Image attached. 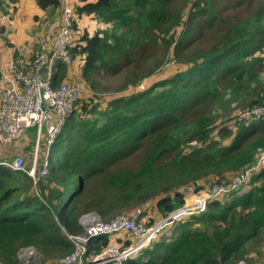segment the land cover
<instances>
[{"label": "trees", "instance_id": "obj_1", "mask_svg": "<svg viewBox=\"0 0 264 264\" xmlns=\"http://www.w3.org/2000/svg\"><path fill=\"white\" fill-rule=\"evenodd\" d=\"M79 1L71 47L79 81L97 89L98 76H117L120 94L77 102L38 185L0 163L2 264H21L27 246L42 264H58L74 250L67 235L83 232L79 219L89 212L109 220L140 208V221L153 225L185 204V189L210 191L223 179L230 186L264 149V115L232 126L225 117L237 102L243 110L264 105V0ZM37 4L51 19L62 10L60 0ZM42 39L29 63L14 55L20 69L31 67ZM168 61L186 68L152 83ZM58 66L56 85L73 77V68ZM132 243L119 234L98 238L87 259ZM262 246L264 167L125 264H256Z\"/></svg>", "mask_w": 264, "mask_h": 264}, {"label": "built area", "instance_id": "obj_2", "mask_svg": "<svg viewBox=\"0 0 264 264\" xmlns=\"http://www.w3.org/2000/svg\"><path fill=\"white\" fill-rule=\"evenodd\" d=\"M60 2L62 17L59 26H52L51 31L43 37L40 53L28 70L20 69L15 61L7 64L0 61V144L11 145L31 128L36 129L37 137L28 166L24 154L18 155L11 161L3 159L0 163L13 170L27 173L35 185H38L49 173L51 149L86 90L84 83L72 78L65 79L58 85L55 84V73L59 63L69 67L74 64L70 48L76 35L75 7L71 0H60ZM1 26L13 27L12 15L0 13ZM263 115L264 105L251 108L244 117L259 118ZM43 137L46 140L45 145H42ZM262 167H264V149L260 150L257 161L251 168L231 179L230 186H227V181L223 179L219 184L212 186L210 191L204 190L207 193L203 198H200V190L203 189L188 187L183 191L184 200L186 193H190L194 201L185 202L166 218L150 226L140 221L143 214L140 208L109 220H104L96 212L84 214L79 219L83 232L67 235L74 246L73 252L61 258L58 264H125L150 247L162 231L172 223L204 212L211 199L241 187ZM120 233L125 234L127 239L133 240V243L125 246L111 245L92 260L87 259L91 242ZM38 256L39 252L35 247L21 248L18 252V258L23 264H30V261L37 259ZM237 264H247V262L240 260Z\"/></svg>", "mask_w": 264, "mask_h": 264}, {"label": "crops", "instance_id": "obj_3", "mask_svg": "<svg viewBox=\"0 0 264 264\" xmlns=\"http://www.w3.org/2000/svg\"><path fill=\"white\" fill-rule=\"evenodd\" d=\"M0 12L10 14L14 19L13 27H0V61L4 64L16 61L15 56L20 64L29 63L40 39L61 21L59 14L51 19L48 12L40 9L37 0H0ZM0 146L5 147L1 144ZM21 149L19 154H25V150ZM6 153V150H1L0 159H12Z\"/></svg>", "mask_w": 264, "mask_h": 264}, {"label": "rangeland", "instance_id": "obj_4", "mask_svg": "<svg viewBox=\"0 0 264 264\" xmlns=\"http://www.w3.org/2000/svg\"><path fill=\"white\" fill-rule=\"evenodd\" d=\"M71 2H72V5L74 7L76 5H79V3H80L79 0H71ZM59 17H60V20H61V17H62L61 16V11L59 13ZM57 26H59V24ZM85 26L88 27V28L91 27L90 30H93L96 27V24L93 22L92 19H87L86 23L84 24V27ZM54 29L55 28H53V30ZM180 30H181V28H178L177 29V32H180ZM70 50H71V48H70ZM77 62H78V59H75V63L73 64V66H71V68H73V69L71 70L72 72L70 74V75H73L72 79L75 80V81L80 80L79 76H81V74L78 73V69L75 67L76 64H77ZM167 63H168V65L165 66L157 75H155L152 78H150L152 83L156 82L160 78H166V77L173 76L174 75V72L178 68H186L185 66H180L179 64L175 63V61H168ZM58 70H59V68H56V73H55L56 75H57ZM97 80L103 81V83H101L99 85L100 87L97 88V89H93V88L90 89V86L85 85L86 90L82 94L80 100L85 99V98H88L90 96L93 97V94L102 95L103 97H113V96L116 97V95H119L120 94V93L118 94V92H115V91L117 90V87L122 84V79L121 78H119L117 76H113V75L112 76L111 75H105V76H98L97 77ZM147 82H148V80H147ZM140 88L141 89L145 88V84H141L140 85ZM111 99H113V98H107L104 101H108V100H111ZM243 108L244 107H243V103L242 102L235 103L234 106L229 109V111L227 112V114L226 113H223L220 117H218L219 118L218 119L219 121L217 122V125L221 122V119H223L225 117H228V119H231L232 120V121L226 120V122L229 124V126H232L236 121L245 120L246 118L244 117V115L246 114V112H249L250 109L249 110L248 109H244L243 110ZM225 114H226V116L224 117L223 115H225ZM248 117H250V116H248ZM36 138H37L36 137V129L35 128L28 129L25 132V134L21 137V139H19L16 142H14V144H12L11 146H7V147L5 146L3 148L0 146V152H1V150H6L7 153L12 157V159H10V161H11V160H13V158H15L18 155H20L19 153L22 151L21 148H23L25 150V154L24 155H26V157H27L26 166H28L29 163H30V161H31L30 159H31L33 147H34L35 142H36ZM79 138H80L79 135L76 136V140H78ZM45 144H46V140H45V137H43V143H42V145H45ZM52 153H53V156H56V154H54L55 153L54 146L51 149V155H52ZM254 175H255V173L251 176L250 180H252V178L254 177ZM206 193H207L206 191L200 190V198H203V196H205ZM193 201H194L193 195L190 194V193L189 194L186 193L185 202L186 203H189V202H193ZM135 209L136 208H133V209H130V210L133 211ZM130 210L125 211V213L131 212ZM93 212H96V211H93ZM89 213H91V212H89ZM96 213H98V212H96ZM121 214H124V213H121ZM121 214H119V215H121ZM119 215H117V216H119ZM112 218H114V217H112ZM119 235H121L123 237H126L125 234H123V233H120ZM27 247H35V246H27ZM262 247L264 248V246H262ZM23 248H26V247H23ZM38 252H39V256L37 257V259H35L33 261H30V264H32V263H34V264L35 263L36 264H40L41 261H43L44 258L42 256V254H40V251L39 250H38ZM261 253L262 254L259 255V260H258L261 263H256V264H264V249L261 251ZM256 257H258V254H252L248 258H255L256 259ZM56 262H58V260L57 259H54V260H50V262L48 264H56ZM247 262H248L247 264H250L248 259H247ZM21 264H23L22 261H21ZM45 264H47V263H45Z\"/></svg>", "mask_w": 264, "mask_h": 264}]
</instances>
